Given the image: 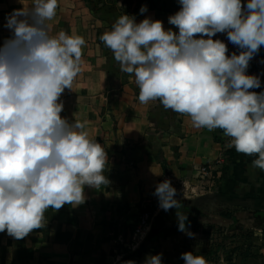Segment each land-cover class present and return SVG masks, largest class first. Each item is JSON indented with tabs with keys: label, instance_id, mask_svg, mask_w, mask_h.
I'll use <instances>...</instances> for the list:
<instances>
[{
	"label": "clouds",
	"instance_id": "clouds-1",
	"mask_svg": "<svg viewBox=\"0 0 264 264\" xmlns=\"http://www.w3.org/2000/svg\"><path fill=\"white\" fill-rule=\"evenodd\" d=\"M177 3L179 10L167 18L176 31L124 13L99 40L120 71L133 76L141 104L158 100L187 115L196 129L222 130L229 147L255 157L251 167L264 171V91H249L262 85L260 76L247 73L264 46V0ZM57 8L58 0H31L5 16L11 35L0 45V233L16 240L43 228L47 209L80 205L85 186L110 183L107 153L89 138L86 122L60 115L61 94L81 72L86 41L63 30L49 34ZM218 33L238 54L212 38ZM152 194L163 211L176 209L178 231L194 238L171 181L157 183ZM180 259L208 264L193 252ZM143 264H162V254L146 255Z\"/></svg>",
	"mask_w": 264,
	"mask_h": 264
},
{
	"label": "crops",
	"instance_id": "crops-1",
	"mask_svg": "<svg viewBox=\"0 0 264 264\" xmlns=\"http://www.w3.org/2000/svg\"><path fill=\"white\" fill-rule=\"evenodd\" d=\"M148 1L156 8L138 0H58L57 14L47 22L49 34L63 30L86 41L81 72L72 89L61 94L60 115L86 122L89 138L107 153L104 174L110 183L100 189L85 186L80 205L47 209L44 227L23 239L0 233V264H143L146 255L157 253L162 264H184V252L203 255L208 264H241L234 242L223 250L216 245L231 225L252 228L257 223L256 212H264V171L251 167L255 157L229 147L222 130L196 129L187 115L166 110L158 100L141 104L133 76L120 71L99 40L124 13L137 22L160 20L165 29L176 31L167 18L179 10L177 0ZM142 5L145 13L139 11ZM219 155L223 166L201 177L199 166ZM165 179L177 190L176 199L188 202L187 226L195 236L178 231L175 219L174 233L143 246L131 231L140 209L157 200L152 193ZM156 208L163 212L157 201ZM253 235L259 247L262 230L254 228ZM259 253L264 256V247Z\"/></svg>",
	"mask_w": 264,
	"mask_h": 264
},
{
	"label": "trees",
	"instance_id": "trees-1",
	"mask_svg": "<svg viewBox=\"0 0 264 264\" xmlns=\"http://www.w3.org/2000/svg\"><path fill=\"white\" fill-rule=\"evenodd\" d=\"M138 2L148 3L150 8H156V6L153 5V3H150L148 0H138ZM172 13L174 14L175 12ZM180 202V211H182L183 213H188V202L186 200H180ZM140 210L141 212L143 211V209ZM146 210L150 211V213L153 214V209H150L146 206ZM175 213L176 209L173 208L169 209L167 212L163 211L155 217L151 226V230L149 234H147L148 236L145 237L146 239L143 246L153 241L157 242L158 238L162 237L163 235L174 233L175 226L173 220L176 219ZM255 217L258 218V221L252 228L240 227L239 225H231L229 228L223 230L222 240L219 241L216 245L217 250H223L226 246V243L232 244L234 242L235 246L233 250L237 251V255L241 257V264H248L252 260L263 262L264 256L259 253V249L264 247V212H256ZM167 220L169 221V225H167ZM159 227H161V230L159 229ZM254 228H259L262 230L263 242L259 247L254 243ZM210 253L211 252H208V254ZM131 254H134V252H132Z\"/></svg>",
	"mask_w": 264,
	"mask_h": 264
},
{
	"label": "built area",
	"instance_id": "built-area-1",
	"mask_svg": "<svg viewBox=\"0 0 264 264\" xmlns=\"http://www.w3.org/2000/svg\"><path fill=\"white\" fill-rule=\"evenodd\" d=\"M215 39H221L228 47L229 53L237 52L238 49L232 44L228 43L226 34H216L212 37ZM261 60H264V46L261 47L259 53L249 62V67L247 73L250 75H258L261 79V88L249 89V91H264V64L260 63ZM225 159L222 155H219L213 162L203 164L199 166L198 172L201 177L212 176L213 172L223 166ZM153 214L150 211L146 210V207L143 208V211L140 212L137 221L134 224L131 235L138 240H144L147 233L150 230L151 220Z\"/></svg>",
	"mask_w": 264,
	"mask_h": 264
},
{
	"label": "rangeland",
	"instance_id": "rangeland-1",
	"mask_svg": "<svg viewBox=\"0 0 264 264\" xmlns=\"http://www.w3.org/2000/svg\"><path fill=\"white\" fill-rule=\"evenodd\" d=\"M124 1L127 4L130 3V0H124ZM29 4H31V0H0V45H2L3 41L6 38H9L10 35H11L10 31L4 27L6 14L11 13L13 11V9H17V8L22 7V6H27ZM103 10L105 12H108L109 8L108 7H104ZM156 201H155L154 204L151 203L150 205L147 206L148 208L153 209L152 212L154 214L153 217H152V220H151L150 230H151V226L153 224V221H154L155 217L159 213H161V211H158L157 208H156ZM245 228H247V227L245 226ZM159 229L161 230V227H159ZM150 230H149V232H150ZM149 232L147 234H149ZM168 234H170V233H168ZM147 236L148 235H146V237ZM145 239L146 238H144V240H143L141 245L144 244Z\"/></svg>",
	"mask_w": 264,
	"mask_h": 264
}]
</instances>
